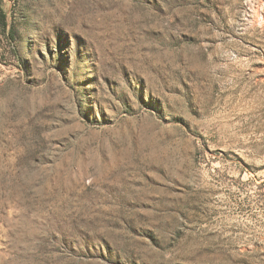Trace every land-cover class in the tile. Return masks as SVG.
<instances>
[{
    "label": "rangeland",
    "instance_id": "rangeland-1",
    "mask_svg": "<svg viewBox=\"0 0 264 264\" xmlns=\"http://www.w3.org/2000/svg\"><path fill=\"white\" fill-rule=\"evenodd\" d=\"M1 11L0 264H264V0Z\"/></svg>",
    "mask_w": 264,
    "mask_h": 264
},
{
    "label": "trees",
    "instance_id": "trees-1",
    "mask_svg": "<svg viewBox=\"0 0 264 264\" xmlns=\"http://www.w3.org/2000/svg\"><path fill=\"white\" fill-rule=\"evenodd\" d=\"M0 18H3V22H0V26H2V23H5V19H6V16L2 11L0 12Z\"/></svg>",
    "mask_w": 264,
    "mask_h": 264
}]
</instances>
